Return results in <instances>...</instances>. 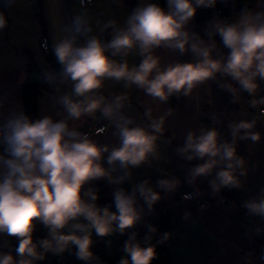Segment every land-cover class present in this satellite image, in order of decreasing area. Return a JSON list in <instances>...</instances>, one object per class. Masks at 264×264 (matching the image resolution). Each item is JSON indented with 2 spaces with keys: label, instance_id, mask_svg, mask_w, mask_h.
<instances>
[{
  "label": "clouds",
  "instance_id": "obj_1",
  "mask_svg": "<svg viewBox=\"0 0 264 264\" xmlns=\"http://www.w3.org/2000/svg\"><path fill=\"white\" fill-rule=\"evenodd\" d=\"M216 3L217 0H167V10L155 3L136 7L127 18L126 27L116 29L108 42L90 36L78 45V37L91 32L87 21L80 16L63 29L68 34L55 44L54 54L62 66L60 81H70L72 85L70 93L58 97L66 118L55 121L45 116L33 121L20 112L0 125V145H3L0 234L18 240L15 256L10 252L0 253V264H34L45 259V253L60 254L69 246H75L78 259L90 261L93 258L90 230L106 236L114 231V222L121 233L134 226L139 219L136 191L149 207L159 199V194L147 187V181L131 194L123 189L115 191L116 212L99 207L98 195L91 189L82 193L88 182L110 176L101 165L104 153H109L107 162L112 166L119 163L126 169L144 163L155 153L156 134L163 131L165 122L164 116L153 119L151 131L140 126L130 127L132 119L120 111L123 97L106 102L99 93L105 80L123 81L125 87L136 85L146 95L164 102L174 94L188 95L198 84L222 73L231 76L249 94H255L257 77L264 80V12L245 8L236 22L215 25V33L229 50L226 60L214 59L216 44H205L203 40L191 43L192 51L200 58L195 63H175L162 70L160 58L152 54L153 49L161 46L183 53L190 41L184 26L195 16L197 8L212 7ZM115 24L110 20L104 27L115 28ZM5 26V15L0 13V30ZM137 47L143 56L139 65L129 67L127 61L115 59L127 56ZM45 78L51 84L58 79L54 73H46ZM227 87L235 92L231 85ZM251 105H264V98L252 100ZM97 111L113 121L120 141L118 147L110 150L107 145L94 142L88 134L69 127L68 120H79L84 115L94 117ZM261 112L264 113V108ZM147 114L151 116V111ZM255 123L252 120L230 124L232 136L235 138L244 130L240 139L260 140L258 132L249 131ZM104 131V128L98 129V133ZM218 136L216 128L202 130L199 136L189 132L185 145L178 151L191 153L187 155L188 160L207 158L205 163L192 169L194 178L210 174L215 166L226 161V168L217 173L219 185L239 187L233 169L242 166L244 160L236 155L234 142L221 144ZM159 184L172 189L176 182L161 180ZM212 186L218 190L215 182ZM246 206L253 213L264 215V198ZM36 223L48 229V238L34 242ZM66 228L68 231H63ZM125 251L130 259H122L120 264H150L156 256L154 247H141L139 243H126Z\"/></svg>",
  "mask_w": 264,
  "mask_h": 264
},
{
  "label": "crops",
  "instance_id": "obj_2",
  "mask_svg": "<svg viewBox=\"0 0 264 264\" xmlns=\"http://www.w3.org/2000/svg\"><path fill=\"white\" fill-rule=\"evenodd\" d=\"M98 2L101 3L102 0ZM258 2L257 9L253 11H260L264 6V0ZM94 3L95 0L90 5L81 6L77 0H42L41 21L37 15V0H10L0 10L6 18V26L0 30V120L3 123L14 113H24L21 83L28 76L36 80L38 72L43 75L46 85L37 98L39 118L50 116L55 121L66 118L67 114L58 103V97L70 93L72 85L70 81L61 82L59 79L62 66L54 54V46L68 34L63 29L77 17L74 6L93 9L96 6ZM100 9L101 6L96 7L98 12ZM131 10L125 7L124 1L117 4L114 7L117 19L115 28L112 29L125 28ZM239 17L240 15H234L233 23ZM217 23H224V20H216L215 24ZM34 29H39L48 36L49 57L59 65V69L53 66L48 57L42 55L32 33ZM184 30L188 32L190 41L183 53L179 49L165 46L153 49L152 54L160 58L162 70L175 63L197 62L200 58L192 51L191 43L200 40L205 44L215 43L217 48L212 53L213 58L226 60L229 50L217 41L198 35L194 18L188 21ZM139 55L137 47L127 56H117L115 59L118 62L127 61L129 67H133L137 66ZM30 64L32 67L29 71ZM46 73L56 74L58 79L55 84L47 81ZM256 83L258 87L255 94H249L231 76L217 73L214 78L198 84L190 94H174L164 102L146 95L136 85L125 87L123 81L105 80L99 90L101 94L108 96L110 102L117 96L123 97L120 111L125 117L132 119L130 127L140 126L151 131L152 120L165 117L163 131L156 134L154 154H150L141 165L125 169L119 163L109 165V153H104L101 165L109 171L110 176L100 178L124 181L128 184L129 194L147 181V187L163 199L156 208L153 204L149 207L144 197L138 191L135 193L139 221L145 222L155 210L165 209L170 215L169 238L165 244L168 260L164 264H264V248L256 246L259 232L264 231V215L253 213L246 206L249 202H259L264 198V116L258 113L260 105H251L252 100L264 98V80L257 77ZM149 110L151 116L147 114ZM169 110L171 115H168ZM98 116L104 119L106 130L101 134H91L89 138L99 145H107L110 150L118 147L120 141L115 135L113 121L104 118L99 111L94 117L84 115L79 120H68L69 127L81 132ZM203 117L211 119L213 128L219 133V143L234 142L236 155L244 160L242 166L233 169L239 180V187L235 188L234 196L225 201L221 200L223 187L216 177L219 171L226 168L227 162L215 166L210 174L194 178L192 169L205 163L207 158L188 160L187 155L191 153L183 154L178 151L185 145L189 132L199 136L202 130H207L200 122ZM252 120L256 123L249 131L258 132L260 140L240 139L244 130L237 137L232 136L230 124ZM161 180L175 181L176 185L172 189L164 188L159 184ZM213 182L218 185V190L213 188ZM188 188L197 191L199 202L182 198V193ZM42 226L43 224L36 223V228ZM13 238L16 237L0 234V243Z\"/></svg>",
  "mask_w": 264,
  "mask_h": 264
},
{
  "label": "trees",
  "instance_id": "obj_3",
  "mask_svg": "<svg viewBox=\"0 0 264 264\" xmlns=\"http://www.w3.org/2000/svg\"><path fill=\"white\" fill-rule=\"evenodd\" d=\"M10 0H0V10H2ZM126 8L130 9L136 6L135 0H123ZM166 0H152L151 3L159 4L162 6ZM256 0H217V3L212 7H199L193 17L195 20V30L198 35L204 39H211L221 42V38L218 33H215V21L224 20L225 24L233 23L232 17L234 15H240L243 9L254 10V4ZM42 0H37V15L39 20H42L41 15ZM257 12H264V6ZM209 33H213L211 36ZM90 37L80 35L78 45L83 44L85 40ZM105 42L110 41L109 31L107 30L104 35ZM223 45V44H222ZM48 59L52 62L56 69H59V65L51 58ZM143 56H138L137 65L142 61ZM30 64L28 69L31 70ZM38 72V71H37ZM45 80L41 72L37 73L36 80L30 79L28 76L20 86V95L23 105L24 114L31 120L35 121L39 118L37 98L43 88H45ZM241 94V91H238ZM100 93V92H99ZM101 94V93H100ZM103 95V94H101ZM106 99L108 96L103 95ZM201 124L205 129L213 128L210 118L203 117L200 119ZM4 123L0 120V125ZM1 152L3 153V145H0ZM91 189L98 195L96 201L99 207H108L110 212H116L114 202V193L119 189L125 190L129 193L128 184L121 180H104L96 179L88 182L84 190ZM223 197L230 198L234 196L233 192H225L223 190ZM163 199L159 197L157 201L153 203L154 208ZM169 219L170 215L167 210H155L150 214L145 222L137 220L134 226L126 229L121 233L117 228L115 222L113 223L114 231L106 236H98L94 230H90L91 238L93 241L91 251L93 252V258L90 261H83L77 258L75 246H69L67 250L60 254H54L53 252L45 253V259L35 261L34 264H120L122 259H130L128 253L125 251V245L128 242L139 243L141 247H154L156 256L150 262V264H164L168 260L166 252V240L169 238ZM86 223L85 221H81ZM154 229V231H153ZM63 231L67 232L68 229ZM83 234V233H78ZM167 234V239H164ZM48 229L43 225L41 228H36L33 233L34 242L43 238H48ZM133 236L135 237L133 239ZM264 240V231L259 232L256 241ZM18 244L17 238L7 240L0 243V253H11L15 256V247ZM42 251V249H41ZM131 264V262H130Z\"/></svg>",
  "mask_w": 264,
  "mask_h": 264
},
{
  "label": "rangeland",
  "instance_id": "obj_4",
  "mask_svg": "<svg viewBox=\"0 0 264 264\" xmlns=\"http://www.w3.org/2000/svg\"><path fill=\"white\" fill-rule=\"evenodd\" d=\"M152 0H135L136 6L131 8V13L136 7L145 6L146 4L151 3ZM123 0H102L101 3L98 2V0H95L94 8H80L78 6H74V14L75 16L83 17L87 23L88 27L91 28V32L89 33L90 36H96L98 37L102 42H105L104 35L106 31H109V39L111 40L112 36L115 33V30L112 29V27L105 28V24L108 21H115L116 16L114 12V7H116L117 4H122ZM258 0H256L254 4V9H257V3ZM101 6V9L99 12L96 10V7ZM165 10H167V0L165 3L161 6ZM90 9V10H89ZM119 19L123 20V17H120Z\"/></svg>",
  "mask_w": 264,
  "mask_h": 264
},
{
  "label": "built area",
  "instance_id": "obj_5",
  "mask_svg": "<svg viewBox=\"0 0 264 264\" xmlns=\"http://www.w3.org/2000/svg\"><path fill=\"white\" fill-rule=\"evenodd\" d=\"M77 1L81 6H84V5H90L91 3H93L94 0H77ZM32 33H33V35L37 41V44L39 46V49H40L42 55L45 58L49 57L50 56V48H49L48 36L45 33H42L39 29H34L32 31ZM106 102H110V99H106ZM262 108H264V105L259 106L258 113L261 116H264V113L261 112ZM100 128H104L106 130V123L101 116H98L91 125H89L85 129H83L80 133H86V134H88V136H90L91 134H101V133H98V129H100ZM222 187H223V190L225 192H228V193L235 191V188H236L234 186H222ZM182 198L195 200L196 202L200 201L199 194L197 193V191H195L192 188H188L187 190H185L182 193ZM221 200L225 201V200H228V198L222 197ZM206 202L208 204H212L211 202H208V201H206ZM256 246L259 249L264 248V240L256 241Z\"/></svg>",
  "mask_w": 264,
  "mask_h": 264
},
{
  "label": "water",
  "instance_id": "obj_6",
  "mask_svg": "<svg viewBox=\"0 0 264 264\" xmlns=\"http://www.w3.org/2000/svg\"><path fill=\"white\" fill-rule=\"evenodd\" d=\"M210 179H211V177H210Z\"/></svg>",
  "mask_w": 264,
  "mask_h": 264
}]
</instances>
